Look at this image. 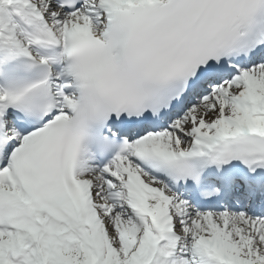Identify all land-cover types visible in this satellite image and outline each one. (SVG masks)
<instances>
[{
    "label": "snow or ice",
    "instance_id": "6c2138e0",
    "mask_svg": "<svg viewBox=\"0 0 264 264\" xmlns=\"http://www.w3.org/2000/svg\"><path fill=\"white\" fill-rule=\"evenodd\" d=\"M0 264H264V0H0Z\"/></svg>",
    "mask_w": 264,
    "mask_h": 264
}]
</instances>
